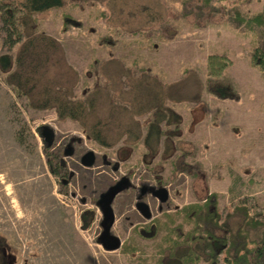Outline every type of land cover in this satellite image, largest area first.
Listing matches in <instances>:
<instances>
[{
  "label": "rangeland",
  "instance_id": "obj_1",
  "mask_svg": "<svg viewBox=\"0 0 264 264\" xmlns=\"http://www.w3.org/2000/svg\"><path fill=\"white\" fill-rule=\"evenodd\" d=\"M203 1L60 0L26 15L0 0V53L12 55L18 44L9 43L15 32L4 7L12 8L27 27L58 40L73 71V97L107 93L132 109L123 121L133 128L107 131L114 142L100 145L75 119L25 105L0 69V234L14 256L10 264H174L172 256L186 253L203 233L198 211L183 206L195 203L202 212L209 191L215 195L207 208L214 206L219 219L242 204L240 214L243 208L264 220V71L248 62L249 33L262 30L264 36V14L260 28L245 21L252 25L247 32L222 20L223 5L236 1L252 18L264 0H208L209 7ZM110 60L117 68L102 70ZM207 69L212 78L230 79L237 97L209 93ZM59 70L63 74L64 67ZM183 76L194 78L197 91L181 99L163 92L156 100L166 113L157 122L162 132L144 143L151 106L142 102L141 86L173 84ZM117 105L107 112L106 101L97 98L92 111L110 116ZM48 151L63 159L67 182L49 171ZM86 207L92 210L82 228ZM227 220L235 228L233 217ZM136 223L150 234L138 232ZM105 228L109 235L101 233ZM205 258L192 252L180 264H207Z\"/></svg>",
  "mask_w": 264,
  "mask_h": 264
},
{
  "label": "trees",
  "instance_id": "obj_2",
  "mask_svg": "<svg viewBox=\"0 0 264 264\" xmlns=\"http://www.w3.org/2000/svg\"><path fill=\"white\" fill-rule=\"evenodd\" d=\"M203 2L207 7L212 5L208 3V0ZM9 3L19 10L18 13L28 15L30 12L58 5L60 0H9ZM239 6L240 4L236 1L223 5L225 10L222 11V15L225 14V16H223L222 20L226 25L234 30L240 29L247 32L252 25L248 26L245 21L248 20L247 22H249L252 19L256 21L254 28H260V23L263 21L260 15L264 14V3H262L258 11L252 12V18L241 13ZM11 9L4 7L5 14L11 15L8 21L13 25V31L15 32V36L9 39V43L18 41V44L12 55L6 52L0 53V69L3 73L4 81L12 85L17 95H22L25 98V105L33 108L52 107L57 116H67L75 119L83 131L100 145L109 146L114 142L107 131L112 134L133 132V128L129 124L131 121H123L132 109L120 104V102L116 103V98L109 100L107 93L103 94L99 91L97 95L95 90L88 96H72L69 89L71 85L69 84L73 82L74 75L70 66L65 64L58 40L35 25L27 27L22 14L12 15ZM210 10H214V8L210 7ZM246 27L248 28L246 29ZM262 33V30L258 31L256 29L249 33L253 37L248 50V62L264 71V36H261ZM114 62L112 60L106 62L108 65L102 67V70L106 69V67L116 69L117 62ZM61 67H64L63 74L59 70ZM207 71L205 88L209 93L216 97H237V92L230 79L221 76L212 78V72L209 69ZM143 83L146 82L144 81ZM64 84L65 87L63 86ZM196 85L194 78L183 76L173 84H161L154 80L141 86V89L145 92V98L142 102H146L148 106H151L150 117L145 121V132L142 137L144 143L149 144L148 142L153 138L152 136H156V131L158 133L162 132L157 122L165 118L166 113L163 111V106H159L156 102L161 101L163 92H167L171 99L189 98L192 97L190 94L197 91ZM125 97L129 102V97L127 95ZM97 98L106 101L108 105L107 112L111 111L115 104H118L116 112H111L110 116H106L101 115L98 111H92ZM140 105L141 107L143 106L142 104ZM89 112H93L94 117L88 120L87 118L91 117V114H88ZM117 122H128V125L121 126ZM43 148H46L45 145ZM45 155L49 171L59 178V176L63 175L61 172L64 165L63 159H53V154L49 153V151ZM173 162L176 163L174 159ZM178 167V169H181L182 165L179 164ZM214 195L215 192L211 193L209 191L203 197L201 202L203 204L202 212L196 210L197 208L194 207L195 203H186V206L183 204V207L191 209L190 214L198 211L195 219L200 221L201 225L198 224L197 227L203 233L197 236L201 241L196 240L192 246L191 244L190 247L187 246L186 253L181 251L177 255L172 256L174 264H180L182 260L186 259L187 255L192 256V252L195 254L202 252V257H206L207 264H264V220L256 216L249 217L244 213L246 210L243 208V213L240 214L241 212L239 213L237 209L242 204H233L232 209L225 211L223 217L219 219L213 209V204L211 209L207 208L208 204L214 203ZM91 210V208L86 207L80 212V227L84 228L87 226L88 220L85 215ZM234 210H237V214L233 216ZM104 214H106L105 211ZM231 217H233L235 228L227 220ZM206 222H211L221 227L223 232L219 235L214 234L205 225ZM136 227H138V232L146 235L150 234L142 231L140 223L134 224V228ZM109 237L111 240L109 241L110 244L115 245L116 239ZM197 246L201 251L197 250ZM7 247L3 236L0 234L1 264H10L13 261L14 256ZM220 250L223 252L219 257L218 252ZM172 251L173 249L170 250V252Z\"/></svg>",
  "mask_w": 264,
  "mask_h": 264
},
{
  "label": "flooded vegetation",
  "instance_id": "obj_3",
  "mask_svg": "<svg viewBox=\"0 0 264 264\" xmlns=\"http://www.w3.org/2000/svg\"><path fill=\"white\" fill-rule=\"evenodd\" d=\"M44 144V143H43ZM45 145V144H44ZM58 180L61 182V183H65V182H67V177L66 176H64V174L63 175H61V176H59V178H58ZM203 199V198H202ZM201 204V203H200ZM104 226H108L107 224H105ZM107 229V228H106ZM106 229H104V230H102L101 231V233L102 234H107V235H109L108 234V231L106 230ZM100 233V234H101ZM110 237H108V239H109ZM2 252H3V250H2ZM0 264H1V262H0Z\"/></svg>",
  "mask_w": 264,
  "mask_h": 264
}]
</instances>
